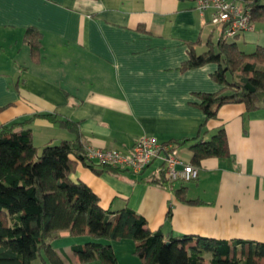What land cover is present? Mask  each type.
Listing matches in <instances>:
<instances>
[{
	"label": "crops",
	"instance_id": "1",
	"mask_svg": "<svg viewBox=\"0 0 264 264\" xmlns=\"http://www.w3.org/2000/svg\"><path fill=\"white\" fill-rule=\"evenodd\" d=\"M209 18L195 0H0V125L29 128L38 152L49 142L78 138L85 153H126L149 135L176 142L179 158L192 165L195 139L182 140L205 141L222 128L228 153L202 158L191 181H153L158 159L135 174L96 173L87 163L100 166L87 158L70 177L86 183L102 208H132L165 240L189 235L264 242V104L249 110L229 102L206 118L199 96L222 88L212 75L217 64L180 69L189 48L206 50L215 31L218 39ZM29 27L41 34L37 62L24 42ZM233 40L246 53L264 48V13ZM48 114L70 120L76 130ZM62 236L68 250L71 239ZM111 244L116 264H142L134 240Z\"/></svg>",
	"mask_w": 264,
	"mask_h": 264
},
{
	"label": "trees",
	"instance_id": "2",
	"mask_svg": "<svg viewBox=\"0 0 264 264\" xmlns=\"http://www.w3.org/2000/svg\"><path fill=\"white\" fill-rule=\"evenodd\" d=\"M246 6L251 9L252 19L264 13V0H246ZM40 40L37 29L25 30L24 42L34 62L40 58ZM208 62L217 64L212 75L222 88L199 96L206 118L215 116L218 107L229 102L244 103L249 110L264 104V48L246 53L222 34L214 43L210 34L206 50L197 53L189 48L180 69ZM48 116L76 130L70 120ZM15 124L0 125V264H32L36 258L40 264L93 260L116 264L111 241L122 238L134 240L133 251L142 264H264V242L189 235L165 240L160 230H149L145 218L132 208H102L98 195L86 183L70 177L78 160L87 159L78 138L49 142L38 152L31 130H16ZM190 140H194L190 145L194 165L202 158L228 153L222 128L208 140L196 136L182 142ZM87 165L96 173L120 171ZM158 169L159 175L153 181L168 185L161 165ZM63 233L71 239L68 250L63 247L67 244ZM55 241L59 249L53 246ZM206 254L210 256L208 261L203 260Z\"/></svg>",
	"mask_w": 264,
	"mask_h": 264
},
{
	"label": "built area",
	"instance_id": "3",
	"mask_svg": "<svg viewBox=\"0 0 264 264\" xmlns=\"http://www.w3.org/2000/svg\"><path fill=\"white\" fill-rule=\"evenodd\" d=\"M195 2L196 9L201 14L210 11L209 24L226 38H233L253 29L252 13L246 6V0H195ZM86 157L94 160L100 167L110 166L135 174L140 173L154 159H158L161 161L163 178L169 183L187 182L198 176L196 166L179 158L175 142L159 143L149 135L139 136L131 150L126 153L114 149L88 148Z\"/></svg>",
	"mask_w": 264,
	"mask_h": 264
},
{
	"label": "rangeland",
	"instance_id": "4",
	"mask_svg": "<svg viewBox=\"0 0 264 264\" xmlns=\"http://www.w3.org/2000/svg\"><path fill=\"white\" fill-rule=\"evenodd\" d=\"M217 35H218V33H217V31H215L214 32V34H213V36H212V39H213V42L215 43L216 42V39H217ZM234 39V37L232 38V37H230V38H228V40L229 41H231V40H233ZM239 44H241V42H238ZM241 49L242 50H248L246 47L245 48H243V46H242V44H241ZM18 130V129H17ZM156 164L155 165H157L158 164V162H155ZM59 242H53V246L56 248V249H59V247L57 246V244H58ZM69 247V246H68ZM68 247H66V248H68ZM32 264H40V260L38 259V258H36L33 262H32Z\"/></svg>",
	"mask_w": 264,
	"mask_h": 264
}]
</instances>
